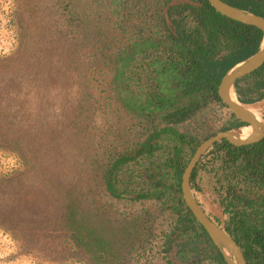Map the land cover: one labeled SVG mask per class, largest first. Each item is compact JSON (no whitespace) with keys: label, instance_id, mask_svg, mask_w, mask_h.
Returning a JSON list of instances; mask_svg holds the SVG:
<instances>
[{"label":"rangeland","instance_id":"obj_1","mask_svg":"<svg viewBox=\"0 0 264 264\" xmlns=\"http://www.w3.org/2000/svg\"><path fill=\"white\" fill-rule=\"evenodd\" d=\"M186 5L199 6L0 0V264H217L206 244L181 235L174 202L155 197L154 184L174 182L172 168L161 165L179 140L161 133L155 142L163 148L146 158L155 130L186 135L189 159L231 117L210 102L184 122H168L191 97L162 72L172 57L163 25L175 32L168 11ZM188 23L196 25L192 16ZM146 40L162 45L143 50ZM151 96L174 105L148 107ZM224 157L210 148L192 183L204 212L222 227ZM94 229L99 233L89 234Z\"/></svg>","mask_w":264,"mask_h":264},{"label":"trees","instance_id":"obj_2","mask_svg":"<svg viewBox=\"0 0 264 264\" xmlns=\"http://www.w3.org/2000/svg\"><path fill=\"white\" fill-rule=\"evenodd\" d=\"M188 1L197 3L199 6L170 7L168 11V16L173 18L172 27H175V32H172L171 26L163 25L170 40V43L165 44L164 47L169 48L166 52L172 53V57L168 62L162 63L164 66L162 72L173 75L175 82L172 89H182L186 96L191 97L188 106L178 107L168 113V122L173 124L184 122L210 102L227 107L218 95L222 79L236 65L255 55L263 41V33L259 29L222 16L215 11L208 0ZM224 1L238 9L264 18V0ZM185 13L189 14L185 15ZM190 16L193 17L196 25L189 26ZM163 22H165L164 19ZM147 42L146 40L143 50L158 48L162 45ZM175 54H177L176 57ZM235 91L239 102L243 105H253L263 101L264 65L255 73L238 80L235 83ZM197 94L202 98H195ZM151 97L150 101H147L148 107L150 104L155 105L156 101L174 105L171 100ZM127 105L135 106L132 101L127 102ZM233 119L234 121L228 122L220 131L247 126L234 116ZM156 131L150 136L145 147L148 160L154 158L155 154L163 148L161 144L155 142V138L158 139L161 133L174 134V140L177 139L180 143L172 147L171 155L166 163L161 165L163 168H172V173L175 175L174 182L169 187L161 181L154 184L155 197L167 198L168 201L174 202V209L179 216L178 229L182 231L181 235L192 234L190 240L194 243L206 244L207 251L213 253L208 256L209 259L217 264H227L203 226L194 218L182 196V175L192 159L191 156L186 159L184 150L187 144L192 145L193 142L191 140L187 142L186 135L177 133L173 128L166 127ZM212 136L214 135L206 139ZM196 144L195 148H198L200 142ZM213 147L217 152L225 153V157L221 160L223 165L220 167L223 174L222 180H219L221 184L224 182L223 186L226 188V196L222 199L224 213L228 215L225 230L241 248L247 264H264V196L257 194L259 189L264 188V139L257 144L245 147H236L227 141L217 143ZM195 150L197 149L192 150L193 155ZM218 156L216 160L219 159ZM116 164H121V161H117L113 167ZM198 166L193 171L191 183L195 181ZM108 187L113 189L111 182H108ZM173 191L178 195H174ZM147 196L139 194L138 198H147ZM98 222L101 223L100 219ZM80 230L82 232L84 228ZM96 232L99 233L98 229L90 231L89 234ZM87 236L88 234L83 237L87 239ZM171 247L169 243L166 251L169 252Z\"/></svg>","mask_w":264,"mask_h":264},{"label":"water","instance_id":"obj_3","mask_svg":"<svg viewBox=\"0 0 264 264\" xmlns=\"http://www.w3.org/2000/svg\"><path fill=\"white\" fill-rule=\"evenodd\" d=\"M208 1L210 5L215 9V11L222 16H225L244 25L256 27L263 33V41L259 51L252 57L232 68L222 79L218 88V95L221 101L228 107V109L236 119L252 127V133L247 139L238 140L234 138L232 132L241 129L221 131L202 142L197 148L195 154L193 155L182 175V196L194 218L203 226L212 242L222 253L226 263L247 264L242 250L233 239V237H231L222 226H219L216 222H214L204 212L202 207L195 199L191 187V178L193 171L197 167L203 155L215 144L222 141H227L233 146L245 147L257 144L264 139L263 119L260 117V121L254 113L245 108V105H242L239 102L237 104L231 100V90L236 95L234 91L235 83L238 80L255 73L264 65V18L251 12L243 11L234 6H231L224 0Z\"/></svg>","mask_w":264,"mask_h":264},{"label":"bare ground","instance_id":"obj_4","mask_svg":"<svg viewBox=\"0 0 264 264\" xmlns=\"http://www.w3.org/2000/svg\"><path fill=\"white\" fill-rule=\"evenodd\" d=\"M231 100L235 103L238 104V98L237 96L233 93V91L231 90ZM245 108L249 109L252 113H254L257 118L261 121L260 117H261V109L262 107L258 106V107H253V106H247L245 105ZM234 138L238 139V140H245L247 139L251 133H252V127H244L241 130L238 131H234L232 132Z\"/></svg>","mask_w":264,"mask_h":264},{"label":"clouds","instance_id":"obj_5","mask_svg":"<svg viewBox=\"0 0 264 264\" xmlns=\"http://www.w3.org/2000/svg\"><path fill=\"white\" fill-rule=\"evenodd\" d=\"M234 91H235V85H234ZM235 93H236V91H235ZM236 96H237V94H236ZM238 98V97H237ZM239 101V100H238ZM240 103V102H239ZM241 104V103H240ZM243 105V104H242ZM254 105V104H253ZM247 106H250V105H247ZM228 108V107H227ZM231 112V111H230ZM234 115L231 113V117H233ZM235 117V116H234ZM261 118L263 119V121H264V116H263V114L261 113ZM247 125V124H246ZM244 127H248V125L247 126H243V127H240V128H234V129H230V130H235V129H243ZM250 127V126H249ZM227 131V130H226ZM219 132H221V131H219ZM218 132V133H219ZM216 135V134H215ZM203 158V157H202ZM202 158H201V160H202ZM200 160V161H201ZM200 163V162H199ZM198 163V164H199ZM198 166V165H197ZM15 168V167H14ZM191 187H192V183H191ZM192 190H193V188H192ZM195 197V196H194ZM196 199V198H195ZM198 202V201H197ZM200 205V204H199ZM218 224V223H217ZM219 225V224H218ZM219 226H221V225H219ZM224 229H225V227H223ZM226 231V230H225ZM241 249V248H240Z\"/></svg>","mask_w":264,"mask_h":264},{"label":"crops","instance_id":"obj_6","mask_svg":"<svg viewBox=\"0 0 264 264\" xmlns=\"http://www.w3.org/2000/svg\"><path fill=\"white\" fill-rule=\"evenodd\" d=\"M261 106L262 107V109H261V113L263 114V116H264V100L263 101H261V102H259V103H257V104H254V105H250V106ZM229 122L231 121V117L229 118V120H228Z\"/></svg>","mask_w":264,"mask_h":264}]
</instances>
